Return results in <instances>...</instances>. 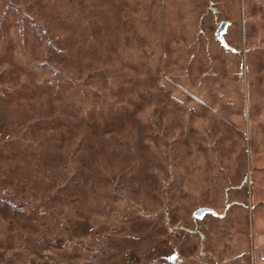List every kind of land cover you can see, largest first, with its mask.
Returning a JSON list of instances; mask_svg holds the SVG:
<instances>
[{
	"label": "rangeland",
	"instance_id": "374dc122",
	"mask_svg": "<svg viewBox=\"0 0 264 264\" xmlns=\"http://www.w3.org/2000/svg\"><path fill=\"white\" fill-rule=\"evenodd\" d=\"M0 264H264V0H0Z\"/></svg>",
	"mask_w": 264,
	"mask_h": 264
},
{
	"label": "water",
	"instance_id": "95a60500",
	"mask_svg": "<svg viewBox=\"0 0 264 264\" xmlns=\"http://www.w3.org/2000/svg\"><path fill=\"white\" fill-rule=\"evenodd\" d=\"M226 27H227L226 23H222L220 25L219 29L217 30V34H216L218 39L222 40V36L226 31ZM206 215L216 216L217 214L211 208H199L198 210L194 212V217L199 220L203 219Z\"/></svg>",
	"mask_w": 264,
	"mask_h": 264
}]
</instances>
